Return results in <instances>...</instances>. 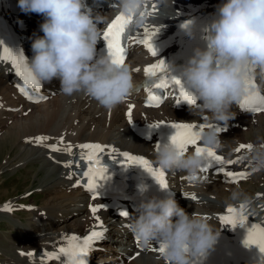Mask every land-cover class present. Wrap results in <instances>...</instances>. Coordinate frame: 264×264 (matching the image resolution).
I'll return each instance as SVG.
<instances>
[{
  "label": "bare ground",
  "instance_id": "1",
  "mask_svg": "<svg viewBox=\"0 0 264 264\" xmlns=\"http://www.w3.org/2000/svg\"><path fill=\"white\" fill-rule=\"evenodd\" d=\"M88 1L89 4L92 3V0ZM2 7L5 10L4 15L10 22L13 23L14 20H22L21 26L24 27L22 33H26L30 39L35 35H43L39 30V25L43 22L42 16L35 13H23L18 6V0H0L1 10ZM190 7H197V9L194 12ZM217 8L215 4L209 3L208 0H197V2H191V0H151V3L146 5L145 9L147 19L142 25H134L132 29L131 35L135 37V41L132 44V48H130L125 62L132 72L134 82H138L135 85H142V66L146 62L153 60L147 48L136 42L145 37V28L150 32L159 29L153 37V45L155 41L160 45L159 41L163 38H168L173 42L176 39L177 31L180 30L184 22L203 23L206 17H211L210 19L212 20L214 12H217ZM96 11L100 16L105 18L98 25L99 28H102L104 24L112 18V14L117 11V9L114 6L109 7L106 3ZM0 16H3L1 11ZM29 24L33 27L28 28ZM13 26L15 28L16 25ZM206 35L207 30L201 34L202 38ZM28 46L31 48V42ZM172 48L177 50L174 46ZM168 51L169 50L166 49L162 55L168 54ZM2 54V59L4 61H0V113L6 109L4 108V101L8 103V101L10 102L12 99L16 107H20L21 111L26 112V118H24V121H21L18 127H8V130L2 133L3 135L0 136V145H9L16 141V143L19 144L18 149L19 152H21L22 159L36 155L33 164L36 162L42 163L46 172L45 180L42 181L45 184L44 189H48L56 182L55 184L57 185H55L54 188L59 189L56 192L60 193L59 198H57L58 201H55L53 198L46 207L41 206V208L37 210L34 219L38 220H33L29 217L30 219H28V223L26 224V227L29 229L20 231L22 235L16 238L18 244L13 243V252L11 251L12 257H5L4 262H9V264L35 262V264H39L37 262L42 261L40 256L43 252H57L59 247L65 244V241L62 240L63 236L77 235L82 238L84 234L87 233L88 229L92 227L98 228L101 231H108V236L112 234L119 235L118 237L121 238L119 242H122V236L125 231L121 228L117 229L112 218L108 214L97 211V213L93 215L91 208H96L99 203L87 199L86 195L80 192L81 189H79L80 195H78L81 200L76 201H81L83 209L79 208L77 209L79 211L76 212L75 209L70 208L71 198H68L64 192L73 188L74 178H72V176L74 174L72 169L67 168V159L74 153L89 151L80 148L79 145H106L108 148L103 151L105 153H109L115 149V151L126 150L141 154H147L149 152L153 155L152 149L154 144L152 142H144L135 139L132 135V129L134 127L140 125L150 127V124L159 123L161 121L164 123L188 122L197 124L203 123L205 125L211 124L226 128L225 131L218 133L222 142V148L220 150H215L216 153L221 155L225 160L237 161L232 165H226V170L248 172L247 174L249 175H254L255 173V169L248 159L252 148L250 150L242 149L239 153L236 152V148L241 144H251L253 147L254 144L264 142V114L252 117L235 114V118L230 120L227 125H221L208 120L206 116L197 117L193 115L189 109L173 111L164 105L155 110L141 109L136 103L131 105L134 106L131 108V122H127L126 120H129L128 112L130 105L124 103L112 110L105 109L106 112L104 113V109L100 107L98 110L93 109L91 112L85 114H82L78 110L73 116L63 117L62 112L66 105L65 100L70 97L62 95L59 91V83H55L53 80L54 83H41L42 87L39 90V94L42 97H46V106L48 110H45L42 115H35L33 112L35 108L34 105L25 104L15 94L10 80L14 76V73L10 65L5 61L7 60L6 54L4 52H2ZM137 68L139 69L138 72L133 71ZM68 102L72 104L74 101L71 98L68 99ZM83 103V100H81L78 106ZM123 107L125 108L123 109ZM232 112L235 113L233 107ZM3 115H5L6 118L9 117V114ZM3 115H1L0 118V128L5 126V120L2 118ZM33 124H38V126L43 125L46 130L43 134H40L41 131L38 130L42 129L36 128L38 126L34 127ZM157 129L158 127H152L153 135L156 134ZM54 130L55 133L53 134L47 132H52ZM59 136L63 137L58 138ZM37 138L43 139L38 140ZM52 146H55L57 150H53ZM69 147H71V151H68ZM238 157L241 159L237 160ZM219 173L224 174L221 172ZM168 175L170 176L171 183L174 185L177 202H181L180 204L178 203L179 206L184 208L189 214L196 212L199 215H205L206 217L204 219L207 220L215 231L219 232V236L216 239L217 242L224 241L229 236L235 235L237 230L244 226L255 224V219L247 214H243L244 217L248 218L244 226L237 225L235 228H232L231 226H224L220 220L221 215L226 214V209L229 206L233 208L239 207L240 204L231 202L228 199L231 191L237 186L252 197L251 205H244L243 211H248L256 216H262L264 219V201H259L262 197L261 193H264V189L260 190V188H256V184H258V182H256L258 181L256 180L257 176L263 183L264 177H259V174L255 175L254 179H252L251 176L244 179V182H248L247 187L246 185L245 187H241V183L224 186L223 177H220L219 182L204 184L200 183V174H198L195 179L181 172L174 173L168 171ZM203 178L210 180L212 176L209 173L203 174ZM180 180L184 183H178ZM252 184L255 187H253ZM195 189L197 192L194 191ZM184 194L188 195L185 196ZM193 194L195 197L197 196L196 203H192L191 196ZM209 198H214L216 200H214L213 203H208L206 199ZM27 211H31V207L27 208ZM38 212H44L43 215L46 216V221H43L45 217L42 219L38 217ZM59 215H63L62 219ZM69 217H73L70 222H68L70 219ZM89 217H94L96 223L86 224L85 219ZM97 217L99 220H97ZM57 218L59 220H57ZM129 219H131V216ZM58 224H60L61 227L52 232V229ZM37 225H40V227H36ZM69 225H73V227L68 229L67 227ZM255 225L262 226V224ZM24 233H27L26 236L23 235ZM124 239L125 242L117 245H115V240H111V246L108 249L109 252L103 257V262H107L116 257L120 259L121 262L127 261V264H164L161 253L158 251V245H154L150 250L142 249L139 247V244H137L135 248V245L129 242L127 236L126 238L124 237ZM102 246L105 248L107 247L104 244H102ZM119 246L123 247L119 249ZM10 250V245H8L5 252L10 253ZM30 252L33 253L34 257L28 255ZM35 254L41 255L35 256ZM109 255H111L112 258H109ZM128 258H130L129 261ZM94 260H96V262H101L98 258H93L91 261L92 264H96ZM115 262L117 261L115 260Z\"/></svg>",
  "mask_w": 264,
  "mask_h": 264
},
{
  "label": "clouds",
  "instance_id": "2",
  "mask_svg": "<svg viewBox=\"0 0 264 264\" xmlns=\"http://www.w3.org/2000/svg\"><path fill=\"white\" fill-rule=\"evenodd\" d=\"M118 14L133 17L136 26L147 19L151 0H18L20 10L43 17V35L31 38L32 56L26 58L31 73L41 83L59 82L62 95L82 93L99 107L112 110L125 103L136 85L126 65H116L109 55H98L103 38L98 27L105 18L96 11L104 4ZM143 13V14H142ZM192 35L189 24L184 25ZM206 47L194 54L182 68V84L195 97L189 105L197 117L221 125L235 118L233 105L250 91L251 75L264 76V0H223L207 29ZM205 148L220 150L222 142L214 128L200 133ZM156 165L165 171L196 178L204 156L181 153L172 143L160 145L154 153ZM255 170L264 169V142L254 144L248 156ZM229 201L249 206L252 197L237 186ZM139 247H163L164 264H190L206 255L219 232L196 212L189 214L172 197L142 200L128 225Z\"/></svg>",
  "mask_w": 264,
  "mask_h": 264
},
{
  "label": "snow or ice",
  "instance_id": "3",
  "mask_svg": "<svg viewBox=\"0 0 264 264\" xmlns=\"http://www.w3.org/2000/svg\"><path fill=\"white\" fill-rule=\"evenodd\" d=\"M143 14V13H142ZM133 22V17L125 16L122 13L117 15L115 19L108 25L107 29L103 32V40L106 43L107 55L112 58V62L116 65H123L126 62L127 57V48L125 47V42L130 39L126 34V31ZM146 35L144 38L136 41L144 45L147 50L151 53L153 57H156L157 52L153 46L152 40L159 29L149 31L147 28L144 29ZM7 51V49H5ZM9 59L12 60V64L15 67L17 74L22 78L24 85L35 90L37 93L41 89L42 85L39 80L31 73L30 69L27 66L26 59L22 53L19 54H9ZM133 71H139V69H134ZM158 72L166 73V77L161 79L155 87L156 89L167 88L169 85L174 86L179 90V98L177 103L181 101L187 102L189 105H194L196 103V97L187 90L182 82L171 76L169 69H167L166 64L163 60H159L157 63H153L144 68L145 75H157ZM21 93L28 95L24 87L20 88ZM149 93L148 100L146 105L150 107H159L162 100L161 96L156 95L151 89L147 90ZM29 99H32V96H28ZM39 99L44 97L40 96ZM134 106H129V121L131 122V108ZM239 107L241 109L254 110L256 112L264 111V95L260 92H251L240 101ZM164 123L163 121L155 124H150L151 127H159L160 124ZM173 128L176 129L175 135L171 137V143L174 144L177 149L181 152H187L189 146H194L197 154L204 156V163L200 168L201 172H209L213 168L217 171L224 173L231 182H237L243 179H246L247 174L241 171H232L226 170V165H232L237 161L234 160H225L221 155H218L214 149L205 148L200 146L198 142L200 141V133L205 130V128H214L218 133L225 131L226 128H222L217 125H205L203 123H171ZM38 140L43 138H37ZM53 150H57L55 146H52ZM82 149L89 150V155L87 156V171L84 172V176L88 178V187L90 190L94 191L96 195V189L98 187V180L106 179L105 173L106 168L101 166L97 154L105 151V147L100 144H82L79 145ZM160 145H156L155 149L158 150ZM252 145L241 144L236 148V152L239 153L242 149H251ZM68 151H71L69 147ZM115 151V149H113ZM127 164L138 165L144 168L149 172L160 185V187L167 188L168 182L166 180V174L163 169L154 167L148 159L144 157L136 156L129 154L127 152L120 153ZM241 159L240 157L237 160ZM71 178V177H69ZM194 179V178H192ZM187 196L188 194H184ZM95 198V195L93 196ZM191 199H196L195 195L191 196ZM241 211L237 214V210L231 206L226 209V214L221 215L220 220L222 224L231 226L235 228L237 225L244 226L246 217L243 216L244 205L240 206ZM6 210H11L7 208ZM98 209L95 207L91 208L93 215L97 213ZM123 216H128L129 214L126 211L122 212ZM97 220L99 218L97 217ZM104 233L102 231H92L89 235H86L83 238H80L77 235L63 236L62 240L65 241V244L57 250V252H43L41 255L42 264H47L48 261L56 259L61 261L62 264H87V256L90 254L91 250L94 247V243L103 238ZM137 244H139L138 239H136ZM244 243L248 246L257 245L259 249L264 252V227H258L255 224H251L250 230L247 233V239ZM158 251L161 253L163 247L158 245ZM24 254V253H21ZM29 256H33V253H28Z\"/></svg>",
  "mask_w": 264,
  "mask_h": 264
},
{
  "label": "rangeland",
  "instance_id": "4",
  "mask_svg": "<svg viewBox=\"0 0 264 264\" xmlns=\"http://www.w3.org/2000/svg\"><path fill=\"white\" fill-rule=\"evenodd\" d=\"M191 2H197V0H191ZM208 2L215 4V7L217 8L218 3H216L214 0H211V1L208 0ZM34 29H37V28H34ZM54 82L59 83L56 80H54ZM71 98L73 99L75 103L72 102L71 104V102H68V99H71ZM84 99H87V98L82 93H78V94L71 96L70 98H67L65 100L66 105L62 112L63 117H70L68 116V114H70L71 112L70 109H73L74 106H77V109L74 111V114L78 112V110L80 111V109H83L80 112L82 114H85L87 112H91L93 109L98 110L100 108V107L95 108L98 105L93 100L89 101V103H91L92 105L91 107H93L92 109H87L89 106L86 103H83L80 106H78L80 101ZM11 103L14 104V101H12V99L10 100V102L8 101V103L4 101V108H7V109H4V108L3 109L7 113L5 111L1 112L0 118H1V115L3 114H9V117L6 118L5 115L2 116V118L5 120V123H4L5 126L0 128V136L3 135L2 133L8 130V127L9 128L18 127L21 124V121H24V118H26V112H24V115H25L24 116L23 111H21L20 108L15 111L16 107L12 106ZM67 103L69 104V106ZM125 103L130 104L127 101ZM46 104H47V100H45V102L43 101L37 104L36 106H34L35 107L34 108L35 110L33 109L34 114L42 115L45 112V110H48V107L46 106ZM85 105L87 106V108ZM8 108H10V111H8ZM124 108L125 107H123V109ZM33 125L34 127L38 126V124H33ZM43 127H44L43 125L36 127V128L42 129V130H38V131H41L40 134H43V132L46 130L45 127L44 128ZM47 132L53 134L55 133V130L52 132L51 131H47ZM62 137L63 136H59L58 138H62ZM0 146H1L0 147V264L1 263L9 264V262H6V261L4 262L5 257L7 256L12 257L11 251L13 252V248H14L13 243L18 244V241L16 240V238L22 235L20 231H23V230L26 231L29 229L28 227H26V224L28 223V219L31 218L33 220H38V219H34L35 218L34 215L37 212V210H39L41 206L46 207L49 201L52 200L53 198L55 199V201H58L57 198H59L60 193L56 192L59 189L54 188V186L57 185L55 184L56 182H54L48 189H44L45 184L42 181L45 180L46 172H45V169L42 163L36 162L35 164H33L36 155H34L33 157L31 156L29 158L22 159L21 152H19V149H18L19 144L16 143V141H14L13 143H10L9 145L1 144ZM262 170L264 172V169ZM254 178L255 177L253 176L252 179ZM256 180H258L256 181L258 182V184H256V188H260V190L264 189L263 181H260V179H258V176ZM247 183L244 182V184H242L241 187H245V185L247 187ZM252 186L255 187L253 184ZM69 190L70 189L66 190L64 193L68 198H71L70 208L75 209L76 212H78L79 210L77 209L79 208L83 209V207L81 206L82 204L81 201H76V200H81L80 197H78V195H80L79 193L80 190L77 189L78 192L74 189L70 191ZM214 200L216 199L214 198L206 199L208 203H213ZM196 201L197 200L192 199V203H196ZM180 203L181 202L179 201V204ZM29 207H31V211H27V208ZM7 208H10L12 210H6ZM43 214L44 212H38V215H39L38 217H41V219L45 217L43 221H46L45 220L46 216H44ZM62 216L63 215H59L61 219H62ZM201 216L203 218L206 217L205 215L204 216L201 215ZM72 218H70L68 222H70ZM57 220L59 219L57 218ZM85 222L86 224H95L96 219H94V217H89L85 219ZM36 227H40V225L39 226L37 225ZM60 227H61L60 224L56 225L55 228L52 229V232H54L55 229L58 230ZM72 227L73 225H69L67 228L71 229ZM26 234L27 233H24L23 235L26 236ZM118 236L119 235H117V237ZM8 245H10V248H11L10 253L5 252V250H7ZM129 260L130 258H128V261ZM127 263L128 262L125 261V264Z\"/></svg>",
  "mask_w": 264,
  "mask_h": 264
}]
</instances>
